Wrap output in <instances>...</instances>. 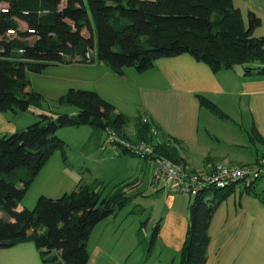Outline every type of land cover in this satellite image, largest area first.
I'll return each instance as SVG.
<instances>
[{
	"label": "trees",
	"instance_id": "16d2710c",
	"mask_svg": "<svg viewBox=\"0 0 264 264\" xmlns=\"http://www.w3.org/2000/svg\"><path fill=\"white\" fill-rule=\"evenodd\" d=\"M0 4L6 7L0 11L1 113L39 108L43 98L28 88L25 73H41L52 65L97 62L118 75L127 68L142 74L157 59L188 54L214 73L254 63L258 66L244 67L243 75H264V35L254 36L260 20L248 12L245 23L233 0H0ZM8 30L15 35L8 36ZM196 97L203 108L225 119L214 104ZM58 105L74 107L76 113L55 117L42 113L25 129L0 136V249L31 242L43 264H53L58 257L63 264H87L93 228L132 200L122 185L102 197L101 183L93 180L57 199L40 196L32 210L17 207L43 165L64 148L56 136L58 130L89 126L125 137L127 118L93 91L69 89ZM134 131L136 142L151 146L154 155L187 167L181 143L159 133L150 120L138 118ZM249 135L252 142L264 143L254 129ZM121 150L147 166L146 157ZM19 167L26 168L23 176L15 173ZM256 182L246 187L247 192ZM128 185L134 187L136 180ZM233 186L216 191L215 201L199 195L189 204L179 264H206L211 218ZM158 230L159 222L152 229L147 256Z\"/></svg>",
	"mask_w": 264,
	"mask_h": 264
},
{
	"label": "crops",
	"instance_id": "0c3cea01",
	"mask_svg": "<svg viewBox=\"0 0 264 264\" xmlns=\"http://www.w3.org/2000/svg\"><path fill=\"white\" fill-rule=\"evenodd\" d=\"M233 5L239 9L245 23L247 13H254L260 20L254 34L264 35V0H233ZM80 67H90L100 73L92 82L101 88L97 90L99 95L103 90H114V82L126 80L127 76L138 81L136 75L139 73L133 74L137 72L130 68L127 69L131 72L124 69L123 74L118 75L97 62ZM144 73H148L147 80L137 85L142 116L156 124L161 133L181 143L180 154L187 167L206 170L216 163L239 166L264 159V143L252 142L249 135L254 129L264 141V75L244 76L241 66L214 73L188 54L157 59ZM197 95L214 104L226 116L225 119L203 108ZM118 113L125 116L122 111ZM15 131L7 113L0 112V136ZM250 142L254 147H249ZM214 144L224 146L228 151L250 153L244 156L214 152ZM134 180L136 185L128 191L132 196L130 203L137 196L143 197L145 192L163 203V209L156 217L158 220L155 218L152 226L153 229L159 222L150 255L147 256L145 245L139 244L137 239V231L146 221L139 223L135 217L131 220L124 214L118 215L121 209L108 217L99 236L92 238L99 223L91 231L87 242V264H179L189 222V203L187 206L177 203L175 196L180 194H168L162 184L154 186L137 178ZM137 206L134 212H143L144 207ZM110 226L114 228L112 236L105 234ZM207 234L206 264H264V186L260 187L256 182L248 192L242 185L233 186L213 213ZM0 264H43V261L34 244L27 242L0 249ZM53 264L63 262L58 257Z\"/></svg>",
	"mask_w": 264,
	"mask_h": 264
},
{
	"label": "rangeland",
	"instance_id": "374dc122",
	"mask_svg": "<svg viewBox=\"0 0 264 264\" xmlns=\"http://www.w3.org/2000/svg\"><path fill=\"white\" fill-rule=\"evenodd\" d=\"M21 27L22 29L25 28L23 25ZM254 36H258V34H254ZM93 53L94 51L91 52V55L95 57ZM81 65L91 66L88 64L52 65L41 73L26 71L25 76L29 82L28 88L39 93L43 99L39 108L30 107L27 111L16 114L7 112V119L16 127L17 131L25 129L27 126L37 122L39 120L38 116L42 113L55 117L59 114L76 112L74 107L58 105V99L69 89L93 91L99 95L97 90L101 88H99L98 84H93L92 82L100 73L90 67H80ZM253 65L254 63H250L241 67L244 69V67H251ZM130 70L136 72L132 68ZM130 70L127 69V72H131ZM147 74L136 75L138 76L137 82L130 76H127V79L123 81L119 79V81L114 82V90H103L104 92H100L105 97H103L104 100L111 101L117 110L124 112L125 116H127V124L125 125L127 135L125 137L116 136V140L112 142L114 145H109L106 132L94 130L89 126L67 127L58 130L56 136L64 142V148L56 150L43 165L27 190L25 197L19 203L17 207L18 211H22L23 209L32 210L40 196L57 199L66 193H71L78 185H88L93 180L101 183L103 187L102 197L109 195L116 188H120L121 185L123 192L128 194V191L133 190V187L128 185V183L135 178L140 182L150 185L149 170L145 162L137 157L124 154L121 150L123 145L137 143L134 138L135 123L138 118L143 117L139 108L140 101L137 94V85L144 83L143 80H147ZM101 95L99 96L101 97ZM228 124L233 126L231 123ZM154 125L156 126V124ZM220 127L222 128V126ZM160 140L161 137H159ZM152 143H155V139L152 140ZM249 147H254L253 143L250 142ZM212 149L214 152H225L230 155L242 154L245 156V154L250 153V151L242 150L228 151L226 147L217 146L216 144H214ZM193 153L195 152L193 151ZM197 153L199 154V152ZM189 169L197 172L203 171L197 168L193 169L189 167ZM15 173L16 175L23 176L26 173V168L19 167L15 169ZM123 182L125 183L124 185ZM258 183L260 187L264 186V180H260ZM153 196L147 192H145L143 197L137 196L132 203L125 206L120 211V214H118H124L131 218V220L135 217L137 222L140 221L139 223L146 221L142 229L140 225V231L139 229L138 231L141 235L140 237L139 235L137 236V239H140V242L142 245H145L146 249L149 247L152 226L158 220L156 217H159V212L163 209L162 201L155 200ZM212 196L213 191L207 193L204 199L210 201ZM175 197L177 203L182 206H187L194 199L193 197L189 198L187 195H177ZM137 205L144 207L143 212H134V209H138ZM129 212H134V215H130ZM155 218L156 220L154 221ZM107 220L109 219L107 218L97 225L93 233V239L99 236V232L104 231ZM113 229L110 226L105 231V234L110 233L112 236Z\"/></svg>",
	"mask_w": 264,
	"mask_h": 264
},
{
	"label": "built area",
	"instance_id": "2783aa9c",
	"mask_svg": "<svg viewBox=\"0 0 264 264\" xmlns=\"http://www.w3.org/2000/svg\"><path fill=\"white\" fill-rule=\"evenodd\" d=\"M4 6V4H0V11H6ZM7 35L13 36L15 31L8 30ZM115 140L114 134L108 135L109 145ZM122 147L141 158L146 157L149 183L151 185L162 184L168 194L187 195L189 198L202 195L204 199L207 193L213 191L211 200L215 201L216 191L226 190L233 185L247 187L255 181L264 180V159L239 166L216 164L197 172L176 164L166 157L154 155L153 148L145 143H128ZM116 154L118 155V153Z\"/></svg>",
	"mask_w": 264,
	"mask_h": 264
}]
</instances>
